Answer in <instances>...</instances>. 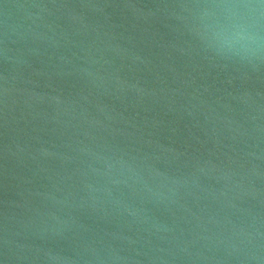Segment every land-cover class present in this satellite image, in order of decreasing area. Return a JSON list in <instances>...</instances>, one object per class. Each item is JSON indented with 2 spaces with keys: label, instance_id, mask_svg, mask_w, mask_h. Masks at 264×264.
I'll use <instances>...</instances> for the list:
<instances>
[{
  "label": "water",
  "instance_id": "water-1",
  "mask_svg": "<svg viewBox=\"0 0 264 264\" xmlns=\"http://www.w3.org/2000/svg\"><path fill=\"white\" fill-rule=\"evenodd\" d=\"M188 0H0V264H264V60Z\"/></svg>",
  "mask_w": 264,
  "mask_h": 264
},
{
  "label": "clouds",
  "instance_id": "clouds-1",
  "mask_svg": "<svg viewBox=\"0 0 264 264\" xmlns=\"http://www.w3.org/2000/svg\"><path fill=\"white\" fill-rule=\"evenodd\" d=\"M184 7L210 51L241 62L264 60V0H188Z\"/></svg>",
  "mask_w": 264,
  "mask_h": 264
}]
</instances>
